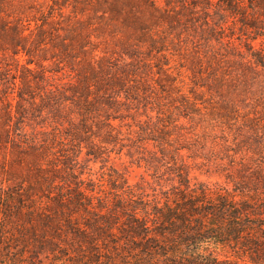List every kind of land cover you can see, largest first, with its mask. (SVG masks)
<instances>
[{
	"label": "rangeland",
	"instance_id": "374dc122",
	"mask_svg": "<svg viewBox=\"0 0 264 264\" xmlns=\"http://www.w3.org/2000/svg\"><path fill=\"white\" fill-rule=\"evenodd\" d=\"M75 1L81 0H1L0 16L22 19L24 32L31 33L26 46L30 56L50 69L52 73L46 72L56 82H67V76H74L86 63L77 43L71 56L61 54L59 44L67 41L69 20L57 16L45 25L50 35L40 45L33 47L31 41L41 23L40 11L64 4L67 14ZM158 5L165 8L162 0ZM228 20L226 37L214 39L210 25L218 17L213 10L198 7L193 24L169 26L164 20L137 39L126 38L125 31L115 26L99 30L97 18H91L85 24V33L91 34L87 57L93 52L96 69L103 58L104 72L121 85L112 88V103L97 105L86 116V129L79 125L80 108L69 100L50 106L47 99L42 103L27 95L19 97L27 55L14 56L8 41L0 39V123L6 106L13 113L18 107L20 114L9 122L15 134L57 135L46 159L70 163L106 194L126 186L150 198L173 190L252 187L257 172L264 177V65L252 56L257 51L264 58V40L248 41L239 25ZM5 146L0 151V263L123 264L101 257L91 261L70 233H64V242H58L54 251L47 242L37 247L31 233L36 234L35 222L5 212L10 205L8 186L19 181L7 174L20 170L11 157L13 145Z\"/></svg>",
	"mask_w": 264,
	"mask_h": 264
},
{
	"label": "trees",
	"instance_id": "16d2710c",
	"mask_svg": "<svg viewBox=\"0 0 264 264\" xmlns=\"http://www.w3.org/2000/svg\"><path fill=\"white\" fill-rule=\"evenodd\" d=\"M160 1L81 0L75 1L67 14L64 4L57 10L49 6L40 11L33 47L50 35L45 25L50 26L59 16L68 19L71 28L65 30L67 41L59 44L61 54L71 56L77 43L86 57L82 69L67 76V82H56L46 72L52 71L30 56L26 46L31 33L24 32L21 18L0 16V39L8 41L14 56L22 52L27 55V74L20 75L19 97L25 99L27 95L42 103L47 99L50 106L69 100L80 108L79 125L84 129L88 127L86 116L97 105L112 103V88L121 81L107 76L103 58L96 69L93 52L87 57L85 49L91 38L85 33V24L93 17L99 22V30L115 26L125 31L126 38L134 35L139 39L164 20L169 26L193 24V16L201 7L203 12L213 10L218 17L210 25L214 39L226 37L224 31L231 19L248 41L264 40V0H162L165 8L158 5ZM2 6L0 0V12L4 11ZM252 56L264 65L262 54L256 51ZM31 64L35 67H29ZM67 91L70 96H66ZM20 111L17 107L13 113L6 106L0 123V151L5 144L13 145L11 157L20 164L14 174L6 172L19 181L8 186L6 201L10 205L5 212L35 222L36 234L34 230L31 233L37 247L47 242L54 251L64 233H70L79 251L85 249L91 261L101 257L123 264H264V177L259 172L257 184L235 185L231 191L203 187L194 193L173 190L150 198L126 186L106 194L101 185L78 175L70 163L53 164L46 159L50 145L58 142L57 135L25 138L15 134L9 122Z\"/></svg>",
	"mask_w": 264,
	"mask_h": 264
}]
</instances>
